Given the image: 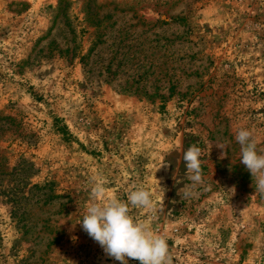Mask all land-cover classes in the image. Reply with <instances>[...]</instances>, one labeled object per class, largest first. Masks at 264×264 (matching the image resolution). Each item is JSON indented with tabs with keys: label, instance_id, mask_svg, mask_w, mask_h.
I'll return each instance as SVG.
<instances>
[{
	"label": "rangeland",
	"instance_id": "rangeland-1",
	"mask_svg": "<svg viewBox=\"0 0 264 264\" xmlns=\"http://www.w3.org/2000/svg\"><path fill=\"white\" fill-rule=\"evenodd\" d=\"M241 127L264 150V0H0V264H120L75 224L93 177L152 192L173 264H264Z\"/></svg>",
	"mask_w": 264,
	"mask_h": 264
},
{
	"label": "clouds",
	"instance_id": "clouds-1",
	"mask_svg": "<svg viewBox=\"0 0 264 264\" xmlns=\"http://www.w3.org/2000/svg\"><path fill=\"white\" fill-rule=\"evenodd\" d=\"M235 140L241 148L240 163L251 173L256 190L264 193V150L258 149L248 128H239ZM217 146L225 149L223 145ZM202 155V149L196 145L183 154L192 187L203 183ZM91 193L92 202L75 224H80L109 257L120 264H128L129 259L138 260L139 264H173L167 238L157 233L146 220L132 214L134 208L157 211L148 188L137 186L127 200H122L116 196L107 197L104 182L93 177Z\"/></svg>",
	"mask_w": 264,
	"mask_h": 264
}]
</instances>
